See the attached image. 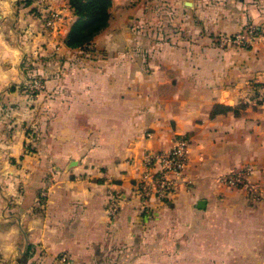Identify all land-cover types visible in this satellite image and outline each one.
I'll return each instance as SVG.
<instances>
[{"label":"crops","instance_id":"obj_1","mask_svg":"<svg viewBox=\"0 0 264 264\" xmlns=\"http://www.w3.org/2000/svg\"><path fill=\"white\" fill-rule=\"evenodd\" d=\"M76 21L69 0H0V264H264V0H113L86 48ZM247 25L249 49L212 44ZM177 136L187 169L144 206L143 155ZM248 166L256 194L220 182Z\"/></svg>","mask_w":264,"mask_h":264},{"label":"built area","instance_id":"obj_2","mask_svg":"<svg viewBox=\"0 0 264 264\" xmlns=\"http://www.w3.org/2000/svg\"><path fill=\"white\" fill-rule=\"evenodd\" d=\"M61 15L50 12L43 17L45 35H51L57 29ZM260 37L259 29L255 25H247L236 34H213L210 36L212 44L219 49H249ZM89 46V45H88ZM32 70H29V72ZM28 91L33 97L42 95L46 91V84L37 75L31 73ZM152 136L151 133L148 134ZM190 139L177 136L173 146L168 151L148 150L142 158V172L134 185V193L142 200L144 206L155 199L161 203L167 202L173 195L178 180L187 169L190 158ZM253 169L248 166L236 169L222 176L220 182L228 188H245L253 194L259 190L257 185L250 182ZM42 196H45L43 193ZM120 195L111 196L107 214L110 219L116 218L122 208ZM56 264H71L67 256H60Z\"/></svg>","mask_w":264,"mask_h":264},{"label":"trees","instance_id":"obj_3","mask_svg":"<svg viewBox=\"0 0 264 264\" xmlns=\"http://www.w3.org/2000/svg\"><path fill=\"white\" fill-rule=\"evenodd\" d=\"M69 5L77 21L66 44L71 48H86L108 28L113 0H69Z\"/></svg>","mask_w":264,"mask_h":264},{"label":"rangeland","instance_id":"obj_4","mask_svg":"<svg viewBox=\"0 0 264 264\" xmlns=\"http://www.w3.org/2000/svg\"><path fill=\"white\" fill-rule=\"evenodd\" d=\"M48 192V190H46V191H43L42 193H47ZM45 199H47V194H45V196H40V200L41 201H45Z\"/></svg>","mask_w":264,"mask_h":264},{"label":"water","instance_id":"obj_5","mask_svg":"<svg viewBox=\"0 0 264 264\" xmlns=\"http://www.w3.org/2000/svg\"><path fill=\"white\" fill-rule=\"evenodd\" d=\"M199 206H200V207H203V205H202V204H199Z\"/></svg>","mask_w":264,"mask_h":264}]
</instances>
